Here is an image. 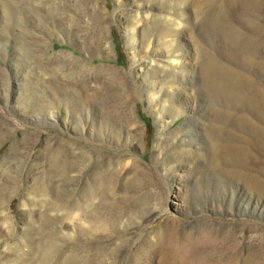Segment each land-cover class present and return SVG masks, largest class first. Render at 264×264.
Here are the masks:
<instances>
[{"label":"rangeland","instance_id":"rangeland-1","mask_svg":"<svg viewBox=\"0 0 264 264\" xmlns=\"http://www.w3.org/2000/svg\"><path fill=\"white\" fill-rule=\"evenodd\" d=\"M216 4L0 0V264H264V193L238 173L264 183V164L223 147L255 135L216 115L247 111L200 61L264 80L201 25Z\"/></svg>","mask_w":264,"mask_h":264},{"label":"bare ground","instance_id":"bare-ground-1","mask_svg":"<svg viewBox=\"0 0 264 264\" xmlns=\"http://www.w3.org/2000/svg\"><path fill=\"white\" fill-rule=\"evenodd\" d=\"M216 3V8H218V10L203 17L201 25L205 26L208 32L212 33L217 31L222 34L226 38L225 40H227L229 44L231 43V46H234L233 48L244 54V59L241 62L243 68L248 69L247 71H249V69H254L256 72L260 73L264 80V60L254 59L258 53L264 51L261 50V48L264 49V20H253L249 18L246 20L245 26L255 35H245L240 32L237 27L232 25L233 12L241 7L245 8L248 13H252L251 11L257 9L264 13V0H216ZM138 7V15H140L142 13V5L139 4ZM146 16L148 17L149 14ZM191 33H193V30H191ZM151 44L152 42L149 44V48ZM262 53L264 55V52ZM175 61L177 62L178 59L170 57L168 59L170 64ZM150 62H156V59L151 58ZM200 67L208 95L212 97L223 95L225 100L229 101V104L232 106H240L241 103L245 105L247 113H236L233 110L234 108L216 111V115L222 120L234 119L238 125H243L247 131L249 130L255 135V143L250 146H239L231 142H227L223 145L230 154L231 160L233 162L236 161L253 166L258 165L263 168L264 126L261 127V125L253 123L250 119V116L258 117V120L264 124L263 85L246 71L234 70L231 67L219 64V62L209 54L201 59ZM164 124H166V121H163V125ZM210 130L212 135H221L225 134L224 130L227 132L229 129L222 126L215 129L211 128ZM228 133L230 134V132ZM238 173L244 177V180L251 190L264 193V183L258 176L253 174L245 175L241 172Z\"/></svg>","mask_w":264,"mask_h":264}]
</instances>
